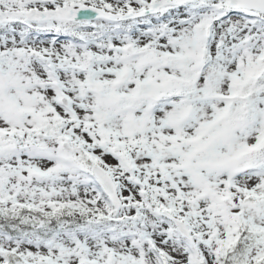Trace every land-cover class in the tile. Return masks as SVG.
<instances>
[{
  "label": "snow or ice",
  "instance_id": "snow-or-ice-1",
  "mask_svg": "<svg viewBox=\"0 0 264 264\" xmlns=\"http://www.w3.org/2000/svg\"><path fill=\"white\" fill-rule=\"evenodd\" d=\"M0 264H264V0H0Z\"/></svg>",
  "mask_w": 264,
  "mask_h": 264
}]
</instances>
